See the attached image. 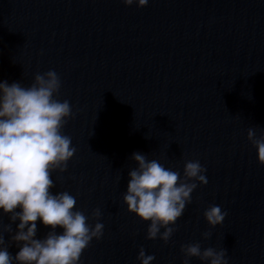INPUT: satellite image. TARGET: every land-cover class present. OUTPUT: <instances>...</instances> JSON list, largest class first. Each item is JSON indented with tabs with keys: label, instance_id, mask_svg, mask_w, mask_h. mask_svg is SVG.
Here are the masks:
<instances>
[{
	"label": "water",
	"instance_id": "water-1",
	"mask_svg": "<svg viewBox=\"0 0 264 264\" xmlns=\"http://www.w3.org/2000/svg\"><path fill=\"white\" fill-rule=\"evenodd\" d=\"M49 70L72 107L62 133L76 148L51 192H69L74 211L104 225L79 264H141V248L151 264H184L192 243L224 248L228 264H264V165L247 139L264 128V0H0V81L28 87ZM137 152L181 177L186 160L206 169L167 243L147 239L150 222L123 202ZM210 205L227 213L215 227ZM0 222L15 257L19 220L0 209ZM37 229L36 239L52 231Z\"/></svg>",
	"mask_w": 264,
	"mask_h": 264
},
{
	"label": "clouds",
	"instance_id": "clouds-1",
	"mask_svg": "<svg viewBox=\"0 0 264 264\" xmlns=\"http://www.w3.org/2000/svg\"><path fill=\"white\" fill-rule=\"evenodd\" d=\"M121 2L142 8L149 0ZM60 88L61 80L54 70L37 73L28 87L0 81V209L10 214L11 221L19 220L11 240L20 246L13 257L4 239L5 232H12L11 224L0 222V264H79L91 241L103 236L102 223L90 225L84 212L74 211L77 201L73 195L51 192L55 187L52 173L66 171L76 152L72 138L62 133L73 112L67 100L56 99ZM247 139L257 150L258 162L264 165V128L259 136L255 128H249ZM131 159L137 167L128 172L123 202L129 213L150 222L147 239L159 238L167 243L176 231L172 225L191 203L193 191L198 184L208 183L206 169L199 160H186L181 177L179 171L148 159L146 154L133 153ZM226 216L218 205L204 211L212 227L222 224ZM100 217V209H94L92 218L98 221ZM38 220L52 229L44 239L35 238ZM57 227L63 229L62 233L57 234ZM211 235L205 232L203 238ZM181 252L184 264L193 257L209 264H228L224 248L202 250L200 243H192L182 245ZM137 259L141 264H151L155 256L146 255L141 248Z\"/></svg>",
	"mask_w": 264,
	"mask_h": 264
}]
</instances>
